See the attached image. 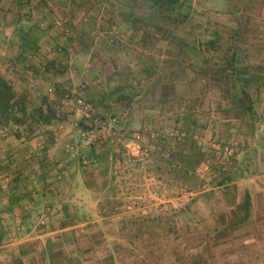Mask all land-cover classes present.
I'll list each match as a JSON object with an SVG mask.
<instances>
[{
	"label": "rangeland",
	"instance_id": "obj_1",
	"mask_svg": "<svg viewBox=\"0 0 264 264\" xmlns=\"http://www.w3.org/2000/svg\"><path fill=\"white\" fill-rule=\"evenodd\" d=\"M92 1V6L80 5L76 11H69L72 17H76V28L66 24L63 15L49 3L33 10L34 16L29 15L32 20L21 16L16 23L9 20L8 24H2L0 21V74L11 83L16 94L25 96L31 102L34 110L38 108L42 96L53 100L56 113L62 102L65 103L67 113H61L58 122L52 124L58 127V141L67 144L73 135L72 122L79 120V112L71 105L70 91L88 82L85 94L89 100L99 102L103 98L98 107L107 113H114L128 131L117 144L105 147L112 148L111 155L108 153L96 166L87 167L92 170L86 173L87 178L90 179L93 172L102 175L99 180L105 183V203L109 205L113 194L111 198L109 196L115 189L111 186L114 160L122 151L124 142L131 138L135 130L145 128L148 120L153 125H160V128L153 129L156 131L195 127L194 132L192 130L189 134L182 129L187 136L181 142L197 147L201 145L198 150L208 155H204V165L211 174L206 180L207 168L199 167L200 181L195 176L185 182L171 181L169 185L173 190L169 209L146 214L120 212L117 208L114 212L102 211L99 203H91L90 199L80 195L76 197L75 205L71 203L74 187L69 180H64L56 196L52 193L48 198L49 211L45 210L44 214L49 213V220L56 226L90 222L87 225L90 235L87 239L85 232L79 231V237L70 247L61 245L57 239L56 246L62 247L64 254L70 253V260L61 263L156 264L154 254L151 255L142 246V242L149 238L145 229L127 221L170 212L196 199L191 209L196 212L195 221L200 223L195 225L191 221L182 225L180 220L176 222L175 231L165 233L162 240L164 256L169 258L163 264H172L170 260L175 258H179L178 264H186L190 254L202 249L206 231L222 223L231 207L241 201L248 191L253 214L248 228L210 240L202 251L201 264H264V79L246 88L253 107L251 121H248L234 111V95H240L238 83L233 82L231 77L225 78L229 69L221 72L227 68L226 60L235 40L234 49L243 63L259 70L263 76L264 0H186L188 16L184 20H181V15L173 14L163 19L151 0H122L124 7L116 4L117 1ZM19 8L14 6L10 12L15 14ZM82 10L86 14H80ZM3 11L0 9V16ZM22 20L31 22V38L38 39L34 52L23 55L18 53L19 37L15 32V28L22 26ZM210 40L214 41L213 47L208 44ZM56 46L68 48L65 69H62L64 61L56 57ZM84 46L87 51H84ZM52 61L54 64L46 72L45 67ZM206 65L214 71V76L208 78L198 69ZM27 125L16 129L19 137L15 135L14 128L0 130V139H7L5 142L10 143L1 147L16 148L14 155L18 160L22 157L25 160L24 157L33 154L28 144L19 146L23 142L34 144L30 142L31 132L27 131ZM31 125L37 126L40 133L45 130L40 127L43 124L31 122ZM164 125L171 127L166 129ZM5 132L7 135L2 137ZM194 134L199 136L198 140L192 138ZM165 139L168 137L156 140L163 143ZM212 140L218 145L216 148L206 145ZM230 142L237 145L232 155L227 156L223 147ZM150 145L153 153V145ZM166 152L162 156L170 159V152ZM175 157L182 162L179 154ZM216 157L219 159L215 160ZM190 158L194 162L199 158L193 148ZM233 174L238 176L223 181ZM127 176L129 174L116 186L117 192L134 195L125 184ZM95 180L90 179L93 183ZM3 183L0 185V198L5 190L3 186L6 182ZM209 191L214 192L211 197L198 198ZM115 202H118V197ZM53 206L58 208V214L51 216ZM118 216L123 217L113 219ZM41 222L44 223V220ZM80 235L83 236L80 238Z\"/></svg>",
	"mask_w": 264,
	"mask_h": 264
},
{
	"label": "crops",
	"instance_id": "obj_2",
	"mask_svg": "<svg viewBox=\"0 0 264 264\" xmlns=\"http://www.w3.org/2000/svg\"><path fill=\"white\" fill-rule=\"evenodd\" d=\"M107 1L109 3L117 1L120 2H116L119 6H125L122 0ZM48 3L53 4V6H55L54 9L63 15V21L68 25H72L74 28H76L78 22L76 17H72V15L69 14V11L71 12L73 9L76 11L80 5L86 4L92 6L94 4L92 0L1 1L0 9H4V11L1 12L2 15L0 16V21L2 24L3 22L8 24L9 20L16 23L21 16H24L25 18L28 17L29 20H32V18H29L32 11L38 8L39 5ZM63 5L66 7L65 11ZM14 6H17V8L20 6V8L17 9L18 11H16L15 14H12L10 9ZM79 12L80 14H86L84 10ZM34 14L32 15L34 16ZM37 18L38 16L36 19ZM22 22V26L25 28L31 23L25 20H22ZM122 24H124V21H122ZM18 51L20 54L21 49L18 48ZM45 71L49 72V70ZM85 92L84 96L89 99ZM57 122L58 120H54L50 124L41 125L40 127L45 129L42 130L41 133L37 126L34 127L31 125L30 127V124L27 125V131L31 132L30 142H33L34 144L23 142L19 145L24 146L25 144H28L29 150L33 151L32 156L29 154V156L24 157L26 158L25 160L23 157L19 158V160L18 158H15L17 156L14 155V153L17 152L16 148L10 149L8 148L9 146L1 147L2 144L10 143L5 142L7 139H0V142L2 141L0 143V151H3V154H0V156L4 155L0 157V185L4 184L3 181L6 182L5 190L2 192L3 196L0 198V264H36V262H38V264H62L61 261L70 260V253L64 254L65 252H62V247L56 246L55 243L57 239L60 240L61 245L69 247L75 244V238L79 237V231L82 233L85 232V237L89 239L90 233L88 232L89 229H87V225L90 224V222L56 226L53 221L49 220V213L46 215L44 214L49 211L47 210V206H49L48 198L53 194L56 196L57 191H60L61 189L60 185H62L66 179L69 180L70 185L74 187V194L72 195L73 198H71V203L77 205L76 197L80 195L83 198L90 199L91 203H99V209L102 211L107 210L114 212V209L117 208L116 203L118 202L115 201L119 195L117 192L118 190L116 189V186L119 184L118 181L114 176L111 177V186L112 189L113 186L115 189H113V193L109 196V198H111V195L113 194L111 204L109 205L105 203V198L107 197L105 193V183L103 181L100 182L99 180L102 178V175L97 172L90 174L92 176L90 178L91 180L96 179L95 183L87 178L88 174L86 175V173L88 170H92H90V168L87 169V167L81 168L76 160L72 159L66 151L65 146L67 143L62 140H60V142L58 141L57 137L59 136L56 132V128L58 127L53 126L52 124ZM147 122L148 123H146L145 126L146 128H160L158 127L160 125L156 126L151 124V120H148ZM164 127L167 129L171 126L164 125ZM192 128H180V130L183 129L189 134L190 131L193 130L194 132L196 129L195 127V129ZM5 135H7L6 132L2 134V137ZM70 141L69 143H71ZM152 145L153 153L151 159L145 162L142 166L137 167L136 170L130 171L129 177L127 176V180H125V184L131 193H148V191L152 190L154 187L167 185L173 180L185 182L191 176H195L200 181V174L197 173L199 167L202 169L207 168L205 173L206 176L211 174L208 167H205L204 165V157H208V155L206 153L203 154L200 152L201 150H198L201 145L197 147V145L195 146L194 144H183V142L178 140L170 141L169 138L165 139L163 143L155 140ZM191 148L196 150L199 156L197 162H194V160L190 158ZM111 150L112 148L93 150L89 153L91 163L88 167L96 166L105 155H108V153L111 155ZM166 151L170 152V159L162 156ZM176 154H179L182 162H179L176 159ZM212 159L214 160V158ZM217 159L219 158L216 157L215 160ZM56 161L63 162L64 174L59 179L57 178ZM207 163L210 164L208 160ZM15 165L16 168H13ZM11 168H13V170ZM201 171L204 172V170ZM208 176L205 178L206 180L208 179ZM182 184L184 185V183ZM51 209V216L58 211V208L56 209L55 206ZM119 217L121 218L123 216L111 218L120 219ZM42 220H44V223L41 222ZM22 229L23 231H21ZM81 236L83 235H80V238Z\"/></svg>",
	"mask_w": 264,
	"mask_h": 264
},
{
	"label": "trees",
	"instance_id": "obj_3",
	"mask_svg": "<svg viewBox=\"0 0 264 264\" xmlns=\"http://www.w3.org/2000/svg\"><path fill=\"white\" fill-rule=\"evenodd\" d=\"M152 4L157 7L160 13L164 18H167L171 14L173 15H181V20H184L188 16V10H186V0H151ZM169 14L166 15L165 14ZM163 26V24H162ZM161 26V27H162ZM31 24H28L25 27L21 26L19 28H15V32H17L19 37V48L21 49L20 54L23 55L25 52L33 53L36 46L38 45L37 38H31ZM42 41H44L42 39ZM235 42V40H234ZM233 42V43H234ZM232 43V47L235 48L236 44ZM91 42L88 44V46ZM208 44L213 47L214 41L210 40ZM232 49L230 52L229 58L226 60V69H222L221 72L227 71L229 69L225 78H230L233 82L238 83V89H240V95H234L236 97V107L234 111L241 114L240 117H245L248 121H251L253 107H252V98L247 92L246 88L249 87L252 83H256L261 79H264L261 72L255 68L247 67L246 64L243 63L241 56L237 52V50ZM66 46H56L54 51L56 53V57L60 58L61 61H64L63 68L67 66L66 57L68 56ZM84 51H87L84 46ZM56 60V59H54ZM53 60V61H54ZM51 62L48 66L45 67L46 70L51 69V65L54 62ZM200 71L206 77L210 78L213 75L210 66H199ZM103 101V98L99 102L93 101L96 105H99ZM37 109H33L31 107V102L25 97L16 94L13 89L11 83L0 74V130L5 128H14V133L17 137H19V131L16 130L18 127H21L26 124H30L34 122L36 124H50L52 121L56 120V111L53 108V100H50L47 96H42L40 99V103L37 106ZM238 114V115H239ZM90 151L89 153H91ZM90 157V155H89ZM238 174H233L227 176L223 181H230L233 178H236ZM213 191L204 192L198 196V198H208L213 195ZM193 202H190L180 208L173 209L170 212H159L154 215H148L144 217L132 218L127 221L128 224H136L140 228H144L149 238L147 241L142 242V246L145 247L148 253L151 255L154 254L153 258L155 259L156 264L166 263V259L168 257L164 256L165 251L163 250V241L165 233H173L175 231L176 222L180 221L182 225H188L191 221H194L195 225H198L200 222L195 221V210H192L195 206ZM192 207V209H191ZM193 215V217H192ZM253 220L252 214V201L251 195L248 191L244 193L243 199L239 202H236L230 209V212L226 214L224 221L217 226H213L211 230L209 229L204 234V239L202 242V249L196 252L195 254H190L187 257L186 264H201L203 261V250L207 248L210 240L216 239L217 237H227L228 234L233 231L241 232L243 229H247L250 222ZM244 247V246H242ZM170 253V250H169ZM179 254V252H177ZM181 253H184L182 251ZM151 258V257H150ZM176 260H170L172 264H178L179 258H175ZM185 259V258H183Z\"/></svg>",
	"mask_w": 264,
	"mask_h": 264
},
{
	"label": "built area",
	"instance_id": "obj_4",
	"mask_svg": "<svg viewBox=\"0 0 264 264\" xmlns=\"http://www.w3.org/2000/svg\"><path fill=\"white\" fill-rule=\"evenodd\" d=\"M87 87L88 82H83L78 89L70 91L73 99L71 105L79 112V120L72 122V142L65 146L69 156L76 160L81 168H86L90 165V151L104 149L109 144H117L125 138V134L128 132L127 128L121 124L114 113H107L101 110L98 105L84 96ZM64 104L62 102L58 108L56 113L57 120L61 113H67L64 110ZM186 136L187 134L184 131L177 128L156 131L145 127L135 130L131 138L124 142L122 151L114 160L115 179L118 183H121L126 174L136 170L137 167L151 159L150 144H152L153 140L158 137H168L181 141ZM192 138L198 140L199 136L194 134ZM206 145L212 148L218 146L213 140L206 143ZM236 145V142H230L229 145L223 147L224 153L227 156H231ZM165 156L168 157L169 153L166 152ZM56 167L57 178L59 179L64 174L63 162L56 161ZM172 190V186L167 184L154 187L148 193L127 195L120 192L117 209L120 212H138L141 214L152 213L157 210L166 211L171 203Z\"/></svg>",
	"mask_w": 264,
	"mask_h": 264
}]
</instances>
